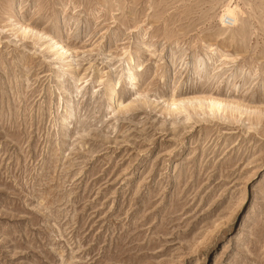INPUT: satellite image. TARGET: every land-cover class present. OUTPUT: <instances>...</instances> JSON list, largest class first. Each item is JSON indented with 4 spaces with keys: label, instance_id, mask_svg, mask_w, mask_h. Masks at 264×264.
Masks as SVG:
<instances>
[{
    "label": "rangeland",
    "instance_id": "rangeland-1",
    "mask_svg": "<svg viewBox=\"0 0 264 264\" xmlns=\"http://www.w3.org/2000/svg\"><path fill=\"white\" fill-rule=\"evenodd\" d=\"M0 264H264V0H0Z\"/></svg>",
    "mask_w": 264,
    "mask_h": 264
},
{
    "label": "bare ground",
    "instance_id": "bare-ground-1",
    "mask_svg": "<svg viewBox=\"0 0 264 264\" xmlns=\"http://www.w3.org/2000/svg\"><path fill=\"white\" fill-rule=\"evenodd\" d=\"M227 17H229V16H225L224 18H222V19H224V25H226V23H225V21H226V18ZM231 18V17H230ZM233 20V19H232ZM233 22H234V20H233ZM174 104H175V102H174Z\"/></svg>",
    "mask_w": 264,
    "mask_h": 264
}]
</instances>
